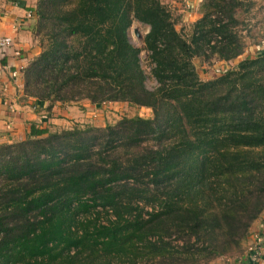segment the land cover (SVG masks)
<instances>
[{
	"label": "trees",
	"instance_id": "16d2710c",
	"mask_svg": "<svg viewBox=\"0 0 264 264\" xmlns=\"http://www.w3.org/2000/svg\"><path fill=\"white\" fill-rule=\"evenodd\" d=\"M201 1L189 37L161 0L36 1L26 97L152 115L0 144V264H209L240 251L264 213V50L201 79L194 58L244 53L236 13L251 0ZM134 22L150 26L142 46Z\"/></svg>",
	"mask_w": 264,
	"mask_h": 264
},
{
	"label": "crops",
	"instance_id": "0c3cea01",
	"mask_svg": "<svg viewBox=\"0 0 264 264\" xmlns=\"http://www.w3.org/2000/svg\"><path fill=\"white\" fill-rule=\"evenodd\" d=\"M37 0H0V36H9L13 46L0 49V144L23 140L33 129L70 128L76 124L104 125L95 122L97 112L112 104H91L82 100L76 104H55L51 111L47 103L26 97L23 93L22 70L38 55L40 47L35 36V3ZM264 232V213L251 227ZM264 263V256L260 264Z\"/></svg>",
	"mask_w": 264,
	"mask_h": 264
},
{
	"label": "rangeland",
	"instance_id": "374dc122",
	"mask_svg": "<svg viewBox=\"0 0 264 264\" xmlns=\"http://www.w3.org/2000/svg\"><path fill=\"white\" fill-rule=\"evenodd\" d=\"M167 7L173 10L174 17L178 18L176 23V29L180 31L184 36L189 37L192 29V24L201 17V4L200 0H161ZM36 4V3H35ZM250 7L247 10L239 9L236 13L238 20L236 29L243 38L245 44L244 53L233 61L225 62L219 61L215 57L209 61H203V59L194 58L193 63L196 67L200 78L208 80L214 77L217 73L223 72L227 69L234 68L237 63L245 58H254L264 50V0H251ZM137 30L140 34L137 37L134 31ZM148 30V25L134 22L129 28V38L131 42L136 46L143 45V36ZM142 66L146 73L149 70V60L147 59V53L145 50L141 52ZM146 86L149 89H154L156 82L154 79H147ZM140 115L143 117H149L152 115L150 108L131 106L126 103H117L109 105L104 109V113L97 112L95 122L114 123L121 117H131L133 115ZM90 125V123H87ZM80 124V126L87 125ZM104 124V125H105ZM79 125V124H78ZM94 125V124H92ZM101 126V125H97ZM71 128V127H70ZM251 231L246 239L242 241L241 249L238 253L232 256H222L214 259L209 264H232V262L242 254L247 246L252 241ZM264 264V263H263Z\"/></svg>",
	"mask_w": 264,
	"mask_h": 264
},
{
	"label": "built area",
	"instance_id": "2783aa9c",
	"mask_svg": "<svg viewBox=\"0 0 264 264\" xmlns=\"http://www.w3.org/2000/svg\"><path fill=\"white\" fill-rule=\"evenodd\" d=\"M14 40L9 36H0V49L13 46ZM264 256V232H255L246 250L232 264H260Z\"/></svg>",
	"mask_w": 264,
	"mask_h": 264
},
{
	"label": "water",
	"instance_id": "95a60500",
	"mask_svg": "<svg viewBox=\"0 0 264 264\" xmlns=\"http://www.w3.org/2000/svg\"><path fill=\"white\" fill-rule=\"evenodd\" d=\"M149 29H150V26L148 25V30H147V32L149 31ZM134 33H135V35H136L137 37H139V36H140V34L138 33V31H137V30H135V31H134Z\"/></svg>",
	"mask_w": 264,
	"mask_h": 264
}]
</instances>
